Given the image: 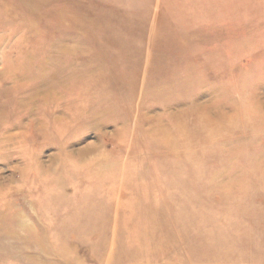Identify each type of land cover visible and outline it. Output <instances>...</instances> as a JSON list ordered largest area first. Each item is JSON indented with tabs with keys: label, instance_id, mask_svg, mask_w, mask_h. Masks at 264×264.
I'll list each match as a JSON object with an SVG mask.
<instances>
[{
	"label": "rangeland",
	"instance_id": "1",
	"mask_svg": "<svg viewBox=\"0 0 264 264\" xmlns=\"http://www.w3.org/2000/svg\"><path fill=\"white\" fill-rule=\"evenodd\" d=\"M0 264H264V0H0Z\"/></svg>",
	"mask_w": 264,
	"mask_h": 264
}]
</instances>
